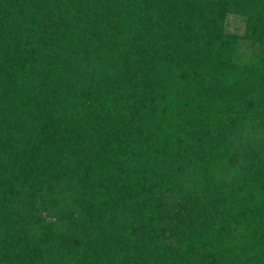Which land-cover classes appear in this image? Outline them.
<instances>
[{
    "label": "trees",
    "instance_id": "trees-1",
    "mask_svg": "<svg viewBox=\"0 0 264 264\" xmlns=\"http://www.w3.org/2000/svg\"><path fill=\"white\" fill-rule=\"evenodd\" d=\"M0 264H264V0H0Z\"/></svg>",
    "mask_w": 264,
    "mask_h": 264
},
{
    "label": "rangeland",
    "instance_id": "rangeland-1",
    "mask_svg": "<svg viewBox=\"0 0 264 264\" xmlns=\"http://www.w3.org/2000/svg\"><path fill=\"white\" fill-rule=\"evenodd\" d=\"M226 28L229 31H240L241 27H242V21L240 20V18L235 17L233 15H228L226 18Z\"/></svg>",
    "mask_w": 264,
    "mask_h": 264
}]
</instances>
